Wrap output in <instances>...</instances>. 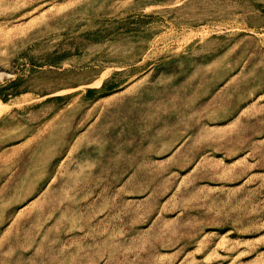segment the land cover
Here are the masks:
<instances>
[{
    "label": "rangeland",
    "instance_id": "1",
    "mask_svg": "<svg viewBox=\"0 0 264 264\" xmlns=\"http://www.w3.org/2000/svg\"><path fill=\"white\" fill-rule=\"evenodd\" d=\"M0 264H264V0H0Z\"/></svg>",
    "mask_w": 264,
    "mask_h": 264
}]
</instances>
